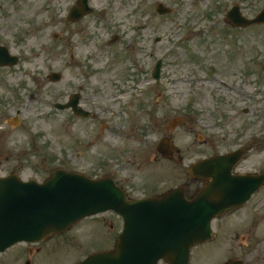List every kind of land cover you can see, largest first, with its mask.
Returning <instances> with one entry per match:
<instances>
[{"label": "rangeland", "instance_id": "rangeland-1", "mask_svg": "<svg viewBox=\"0 0 264 264\" xmlns=\"http://www.w3.org/2000/svg\"><path fill=\"white\" fill-rule=\"evenodd\" d=\"M159 1L173 12L158 13L156 0H127L114 4L111 25H106V15L102 14L101 21L92 15L87 20L92 23L90 38L77 34L82 24L75 28L65 25L60 30L64 35L61 43L84 39L74 60L69 44L59 49L58 41H53L51 35L62 23L49 18L45 5L20 4L15 10L20 18L14 22V31L24 27L31 31L15 50H25L28 58L20 68L2 70L1 76L10 79L0 82V98L6 99L12 86L16 94L21 91L14 102L19 103L25 93L26 126L9 132L16 137L11 147L22 155L2 164L1 173L15 170L23 179L38 181H44L58 166L91 176L109 173L132 196L141 197L185 183L189 163L247 141L252 148L237 169L264 170V90L258 93L259 86L254 87L257 83L252 79L251 86L243 89L249 94L226 97L214 80L204 79L203 71L204 64L215 60L224 72L236 74L238 66L249 62L254 67L252 58H264V25L234 30L223 21L233 2H240L249 14L262 8L264 0ZM42 28L44 32L37 31ZM116 35L120 37L111 43ZM158 59L164 64L161 83L155 85L152 71ZM53 70L63 73L60 82L47 79ZM81 85L101 109L94 129L95 121L77 119L71 111L54 107ZM163 94L173 99L171 110ZM132 98L128 112L118 114L119 107ZM174 118L182 120L171 128ZM34 133L44 142L34 146L30 139ZM168 134L182 149L172 161L157 151L159 140ZM29 142L32 148L25 152L22 147ZM260 205H264V188L248 203L249 208L215 221L216 238L194 247L190 264H223L231 258H241L244 264H264V220L245 212ZM121 228L122 220L114 213L86 218L69 231L42 241L32 255L33 264H78L99 249L113 248ZM28 246H14L0 255V264H24Z\"/></svg>", "mask_w": 264, "mask_h": 264}, {"label": "water", "instance_id": "water-1", "mask_svg": "<svg viewBox=\"0 0 264 264\" xmlns=\"http://www.w3.org/2000/svg\"><path fill=\"white\" fill-rule=\"evenodd\" d=\"M229 19L241 25L252 22L243 18L238 8L230 12ZM254 21H264V13ZM241 157L238 151L216 159L224 165ZM217 174L220 179L231 176L229 170H219ZM254 179L255 188L244 186L251 182L247 176L236 179L232 189L240 186L250 193L259 187L264 174ZM210 193L202 191L197 201H189L184 189L177 188L161 197L130 200L110 177L90 179L56 169L46 183L38 184L11 175L0 179V251L19 241H40L71 228L86 216L113 209L125 220L115 249L95 253L81 264H158L161 258L169 264H188L191 247L209 235L207 225L213 213L205 198ZM216 203L221 209L228 205L223 200ZM229 264L242 262L234 260Z\"/></svg>", "mask_w": 264, "mask_h": 264}, {"label": "flooded vegetation", "instance_id": "flooded-vegetation-1", "mask_svg": "<svg viewBox=\"0 0 264 264\" xmlns=\"http://www.w3.org/2000/svg\"><path fill=\"white\" fill-rule=\"evenodd\" d=\"M79 0H0V43H3L4 45L8 46L9 48H12V44H15L12 40H10L11 32L14 29V22L16 21V18H20V14L15 16V10L20 6V4H41L45 5L43 6V9L47 8L48 11H51L54 15V17L59 21V23H62V28L64 29V26L67 25L70 27L71 25H76V23L70 24L64 22L65 16L67 17L69 9L72 5H75L78 3ZM123 0H107L106 4L110 5L116 2L122 3ZM59 5L61 7H59ZM88 17V15L84 16L83 19L85 20ZM15 18V19H14ZM87 29L85 30V32ZM69 33V32H68ZM61 36V37H60ZM60 38H62L63 33L61 32ZM4 39H9L8 41H5ZM8 43V45L6 44ZM63 46V44H61ZM60 47V46H59ZM20 56V55H19ZM21 58V57H20ZM15 66H0V82L2 80H9L5 77L1 76L2 70H13ZM45 81V79H41V81ZM83 104L85 107L89 110H93L94 105L91 99L83 98L82 99ZM25 102V101H24ZM14 104H8L2 107L1 101H0V166L2 164H8L12 162V160H17V153L14 148H12V144L15 142L16 137L14 134H9V132H12V128H16L17 126H14L8 122V119L10 118L9 111L12 109ZM25 111V108H23ZM99 110V109H98ZM74 115V114H73ZM75 118L81 119V120H94L98 118V114L94 119L89 118H79L75 115ZM5 119V120H4ZM4 120L5 124H2ZM80 121V120H78ZM9 141V144L7 143ZM1 171V169H0ZM203 184V181H197L194 179H190L189 182H187V188L188 190H196L200 185ZM40 247H27L26 250L30 255L33 254V252H38ZM31 261V260H29Z\"/></svg>", "mask_w": 264, "mask_h": 264}]
</instances>
